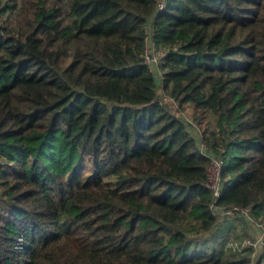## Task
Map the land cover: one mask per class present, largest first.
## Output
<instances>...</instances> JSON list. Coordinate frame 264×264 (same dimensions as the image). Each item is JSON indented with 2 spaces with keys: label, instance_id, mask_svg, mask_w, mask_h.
Returning <instances> with one entry per match:
<instances>
[{
  "label": "trees",
  "instance_id": "trees-1",
  "mask_svg": "<svg viewBox=\"0 0 264 264\" xmlns=\"http://www.w3.org/2000/svg\"><path fill=\"white\" fill-rule=\"evenodd\" d=\"M214 201L264 224V0L2 3L0 264H250Z\"/></svg>",
  "mask_w": 264,
  "mask_h": 264
},
{
  "label": "built area",
  "instance_id": "built-area-1",
  "mask_svg": "<svg viewBox=\"0 0 264 264\" xmlns=\"http://www.w3.org/2000/svg\"><path fill=\"white\" fill-rule=\"evenodd\" d=\"M146 46L144 49L143 57L144 63L149 67L150 71H153L158 75V66L163 58V52L158 50L151 39V30H147ZM203 146V145H201ZM221 166L215 160H212L211 166L208 171V186L212 191V194L216 199L219 196V173ZM215 201L210 205L209 211L213 217L222 219H236L240 218L243 222L250 225V237H243L238 241H234L228 244V247L232 251L242 252L245 248L250 247L253 251L251 257H256L264 252V224L256 221L250 214L248 209L239 207L231 208H219L215 205Z\"/></svg>",
  "mask_w": 264,
  "mask_h": 264
},
{
  "label": "rangeland",
  "instance_id": "rangeland-1",
  "mask_svg": "<svg viewBox=\"0 0 264 264\" xmlns=\"http://www.w3.org/2000/svg\"><path fill=\"white\" fill-rule=\"evenodd\" d=\"M4 1L5 0H1L0 1V9H1L2 3ZM164 101L167 104L170 103L171 106L176 107L173 104V102L171 101V99L167 98L166 96H164ZM192 114H193L192 109L186 108L185 110L181 111L180 116H181V118L184 121H188V123H189L191 121ZM240 218H237V217H236V219H230V218L229 219H225L224 218L225 221L230 223L229 225H226V233H225V236H224L225 239L228 241L227 242L228 244L231 243V242H234V241H238L242 237V233H249V231H250V225H248L246 223L245 224L242 223L243 221ZM227 222H226V224H227ZM217 230H219V228ZM220 232H221V230H220ZM220 232L218 231L217 234L214 235V238L215 237L217 238L219 236ZM261 255H258V256L254 257V258H251V263L250 264H253V262L257 261L258 258ZM261 264H264V258H262Z\"/></svg>",
  "mask_w": 264,
  "mask_h": 264
}]
</instances>
